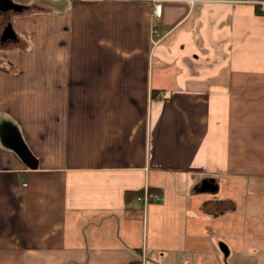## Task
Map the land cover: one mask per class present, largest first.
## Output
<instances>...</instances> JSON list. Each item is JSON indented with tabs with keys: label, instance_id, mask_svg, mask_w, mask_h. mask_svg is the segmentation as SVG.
Listing matches in <instances>:
<instances>
[{
	"label": "crops",
	"instance_id": "obj_1",
	"mask_svg": "<svg viewBox=\"0 0 264 264\" xmlns=\"http://www.w3.org/2000/svg\"><path fill=\"white\" fill-rule=\"evenodd\" d=\"M24 1L0 0V264H264L256 0Z\"/></svg>",
	"mask_w": 264,
	"mask_h": 264
},
{
	"label": "built area",
	"instance_id": "obj_2",
	"mask_svg": "<svg viewBox=\"0 0 264 264\" xmlns=\"http://www.w3.org/2000/svg\"><path fill=\"white\" fill-rule=\"evenodd\" d=\"M136 1H143V0H136ZM150 1L154 4V9L152 11V16H160L162 10V3L165 1H182V0H146ZM189 3L194 4L198 0H187ZM256 4L258 5L259 11L264 15V0H256ZM159 195L150 192L148 189H144L141 196L137 198V201H140L144 205L148 203V201H157L159 200ZM134 264V263H133ZM138 264H145V256L142 255L140 258V262Z\"/></svg>",
	"mask_w": 264,
	"mask_h": 264
},
{
	"label": "trees",
	"instance_id": "obj_3",
	"mask_svg": "<svg viewBox=\"0 0 264 264\" xmlns=\"http://www.w3.org/2000/svg\"><path fill=\"white\" fill-rule=\"evenodd\" d=\"M149 191L152 192L155 190L149 189ZM141 194H142V189L136 191H126L125 193L126 200L137 199L139 196H141Z\"/></svg>",
	"mask_w": 264,
	"mask_h": 264
},
{
	"label": "water",
	"instance_id": "obj_4",
	"mask_svg": "<svg viewBox=\"0 0 264 264\" xmlns=\"http://www.w3.org/2000/svg\"><path fill=\"white\" fill-rule=\"evenodd\" d=\"M10 6L12 7V9L20 12L22 11V7L21 6H18V5H15V4H10ZM212 183L211 182H207V186L208 187H211ZM228 252V250L225 248L224 249V253L226 254Z\"/></svg>",
	"mask_w": 264,
	"mask_h": 264
},
{
	"label": "rangeland",
	"instance_id": "obj_5",
	"mask_svg": "<svg viewBox=\"0 0 264 264\" xmlns=\"http://www.w3.org/2000/svg\"><path fill=\"white\" fill-rule=\"evenodd\" d=\"M16 1H18V2L20 1L19 3H25L24 0H16ZM23 1H24V2H23ZM229 181H230V180H229ZM208 193H209V194H215V193H212V192H210V191H208Z\"/></svg>",
	"mask_w": 264,
	"mask_h": 264
}]
</instances>
